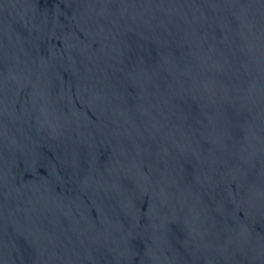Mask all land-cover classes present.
<instances>
[{
  "label": "water",
  "instance_id": "1",
  "mask_svg": "<svg viewBox=\"0 0 264 264\" xmlns=\"http://www.w3.org/2000/svg\"><path fill=\"white\" fill-rule=\"evenodd\" d=\"M0 264H264V0H0Z\"/></svg>",
  "mask_w": 264,
  "mask_h": 264
}]
</instances>
